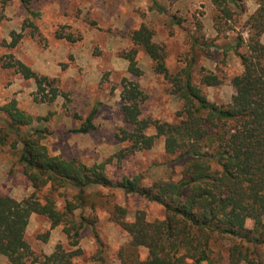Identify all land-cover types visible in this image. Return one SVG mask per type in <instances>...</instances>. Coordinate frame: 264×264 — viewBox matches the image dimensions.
Segmentation results:
<instances>
[{
	"label": "trees",
	"instance_id": "obj_1",
	"mask_svg": "<svg viewBox=\"0 0 264 264\" xmlns=\"http://www.w3.org/2000/svg\"><path fill=\"white\" fill-rule=\"evenodd\" d=\"M21 1L30 15L37 16L29 7V0ZM212 3L218 32L235 21L245 8L242 0H212ZM258 3L257 10L246 21L248 39L241 34L236 38L234 50L243 71L233 77L235 93L226 105L208 100L204 86H217L221 80L207 71L196 80L194 56L179 70L172 71L167 63L166 46L154 40L153 27L142 24L129 32L133 44L151 58L153 70L169 83L171 93L182 106L174 121L143 117L142 105L147 95L138 82L124 78L121 114L126 126L117 136L127 146L115 157L123 160L137 152L150 151L158 138H163L167 164L173 165L166 177L146 182L143 173H139L116 180L108 174L106 162L87 165L77 157L54 155L44 142L51 131L47 127H32L36 120L48 116L35 118L21 109L15 99L0 105V152L6 150L17 159L33 187L32 193L21 200L0 188V255L12 264H77L76 258L83 254L78 247L83 231L95 230L100 209H106L109 218L130 237L117 253L120 264H218L214 245L222 238L232 240L226 249L229 264H261L264 0ZM167 20L173 34V26H182L185 18L172 15ZM12 36L10 46L15 47L23 35L12 33ZM58 37L77 40L72 34L60 33ZM211 44L217 48L215 43ZM243 45L246 50L241 52ZM136 54L134 48L125 52L124 57L129 61L128 71L140 76L142 70ZM8 64L25 79L36 82L42 102L52 103L60 95L70 100L61 91L58 78L39 75L20 60L13 59ZM99 104L80 118L81 126L75 132L86 134L96 129ZM177 174L179 178L175 177ZM112 189L157 203L164 214L150 219L144 210H137L133 220H129V210L112 193L104 192ZM32 214L45 217L51 228L61 227L73 249L58 244L50 254H36L26 238ZM249 220L252 227L247 226ZM95 234L102 244L98 233ZM142 249L147 250L145 257Z\"/></svg>",
	"mask_w": 264,
	"mask_h": 264
},
{
	"label": "rangeland",
	"instance_id": "obj_2",
	"mask_svg": "<svg viewBox=\"0 0 264 264\" xmlns=\"http://www.w3.org/2000/svg\"><path fill=\"white\" fill-rule=\"evenodd\" d=\"M155 1L29 0L30 9L37 13L33 16L21 0L6 3L0 0V105L15 99L21 109L35 118L48 116L36 120L32 127H47L51 131L44 142L54 155L77 157L87 165L106 162L108 174L116 180L139 173H143L146 182L168 176L173 165L167 164L163 138H158L150 151L137 152L123 160L115 157L127 146L117 136L126 126L121 114L124 78L138 82L147 95L142 105L143 117L174 121L182 106L171 93L169 83L153 70L151 58L133 44L129 32L142 24L153 27L154 40L166 46L167 63L172 71L179 70L194 56L196 80L199 81L206 71L218 75L221 80L217 86H204L208 100L226 105L235 93L232 79L243 71L234 50L236 38L241 34L248 39L246 21L259 3L258 0H242L244 10L218 32L212 0ZM172 15L185 18L182 26H173V34L167 24V16ZM12 33L23 35L15 47L10 46ZM60 33L72 34L77 40L59 38ZM261 40L264 43V34ZM134 48H137V65L142 70L140 76L128 71L129 61L124 57L125 52ZM245 50L243 45L239 51ZM13 59L20 60L39 75L58 78L61 91L67 93L70 100L60 95L52 103L42 102L36 82L25 79L15 67L9 66ZM97 103L100 104L95 118L96 129L86 134L75 132L74 129L81 126L80 118L86 117ZM176 170L179 172V167ZM0 188L17 200L33 191L22 166L6 150L0 152ZM104 192L112 193L116 201L129 210V220H133L137 210H144L150 219L164 214L161 205L144 197L117 189ZM99 213L96 229L87 228L82 233L78 247L83 254L76 258L77 264H120L117 253L130 237L109 218L106 209H100ZM252 225L249 220L247 226ZM26 238L34 252L40 255L52 253L58 244L67 250L73 249L61 227L51 228L50 222L37 214L30 217ZM231 243L232 240L222 238L214 245L218 264H229L226 249ZM146 253L147 250L142 249L144 257ZM259 256L264 264L263 248L259 249ZM0 264L12 263L0 255Z\"/></svg>",
	"mask_w": 264,
	"mask_h": 264
}]
</instances>
